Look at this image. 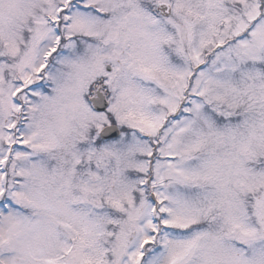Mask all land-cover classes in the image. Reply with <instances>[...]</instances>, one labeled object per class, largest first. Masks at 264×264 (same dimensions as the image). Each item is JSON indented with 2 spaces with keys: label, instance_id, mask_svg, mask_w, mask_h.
I'll return each instance as SVG.
<instances>
[{
  "label": "rangeland",
  "instance_id": "374dc122",
  "mask_svg": "<svg viewBox=\"0 0 264 264\" xmlns=\"http://www.w3.org/2000/svg\"><path fill=\"white\" fill-rule=\"evenodd\" d=\"M159 1L0 0L4 264H264V0Z\"/></svg>",
  "mask_w": 264,
  "mask_h": 264
},
{
  "label": "water",
  "instance_id": "95a60500",
  "mask_svg": "<svg viewBox=\"0 0 264 264\" xmlns=\"http://www.w3.org/2000/svg\"><path fill=\"white\" fill-rule=\"evenodd\" d=\"M158 10L163 14V15H169L171 7L168 3L160 2L158 4ZM109 69V65L107 66ZM90 101L93 104V108H95L98 111H105L108 107V100L105 96V94L99 89L97 90V93L95 96L90 97ZM121 130L116 124H108L105 125L104 127H101V130L99 131V135L101 138H109V137H116L120 134Z\"/></svg>",
  "mask_w": 264,
  "mask_h": 264
},
{
  "label": "trees",
  "instance_id": "16d2710c",
  "mask_svg": "<svg viewBox=\"0 0 264 264\" xmlns=\"http://www.w3.org/2000/svg\"><path fill=\"white\" fill-rule=\"evenodd\" d=\"M109 113V112H108ZM109 116L108 117H110V120L111 121H114V119L111 117V114L109 113L108 114ZM96 142H100V139L98 138V139H96ZM2 200H0V202H1Z\"/></svg>",
  "mask_w": 264,
  "mask_h": 264
},
{
  "label": "flooded vegetation",
  "instance_id": "af4514ba",
  "mask_svg": "<svg viewBox=\"0 0 264 264\" xmlns=\"http://www.w3.org/2000/svg\"><path fill=\"white\" fill-rule=\"evenodd\" d=\"M164 19H165V17H163ZM0 264H4L2 261H1V259H0Z\"/></svg>",
  "mask_w": 264,
  "mask_h": 264
}]
</instances>
